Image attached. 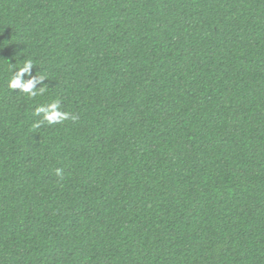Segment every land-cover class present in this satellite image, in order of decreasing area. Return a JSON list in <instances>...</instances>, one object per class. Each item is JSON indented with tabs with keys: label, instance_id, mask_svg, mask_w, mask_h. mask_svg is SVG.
Here are the masks:
<instances>
[{
	"label": "trees",
	"instance_id": "16d2710c",
	"mask_svg": "<svg viewBox=\"0 0 264 264\" xmlns=\"http://www.w3.org/2000/svg\"><path fill=\"white\" fill-rule=\"evenodd\" d=\"M0 264H264V0H0Z\"/></svg>",
	"mask_w": 264,
	"mask_h": 264
},
{
	"label": "clouds",
	"instance_id": "9594fccd",
	"mask_svg": "<svg viewBox=\"0 0 264 264\" xmlns=\"http://www.w3.org/2000/svg\"><path fill=\"white\" fill-rule=\"evenodd\" d=\"M33 66L35 64L32 60H24L23 64L16 68L15 74L8 80V87L10 89H19L21 92L28 94L29 97H35L38 94L42 95L46 88L41 82L46 80L45 75L31 76L28 79H24L26 74H30ZM41 86L37 88V85ZM34 115L41 117L40 120L34 122V127L39 128L42 123H47L48 125L58 124L65 120L72 119L76 120L78 117L73 116L67 111L60 110V100L54 99L50 103L41 104L35 107ZM56 175H62V169H56Z\"/></svg>",
	"mask_w": 264,
	"mask_h": 264
}]
</instances>
